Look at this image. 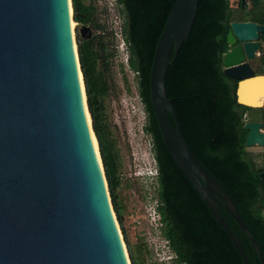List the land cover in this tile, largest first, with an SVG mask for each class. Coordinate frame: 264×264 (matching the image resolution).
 Instances as JSON below:
<instances>
[{
	"label": "water",
	"instance_id": "obj_1",
	"mask_svg": "<svg viewBox=\"0 0 264 264\" xmlns=\"http://www.w3.org/2000/svg\"><path fill=\"white\" fill-rule=\"evenodd\" d=\"M199 2L176 0L170 11L151 70L153 109L170 154L244 263L251 261L220 204L264 264L233 197L189 145L166 91L172 53L191 33ZM73 20L72 0H0V264H131L89 123ZM89 29L82 25L84 38ZM262 32V23L233 21L223 60L238 81V102L255 108L264 107V73L252 65ZM263 125L246 123L248 147H264Z\"/></svg>",
	"mask_w": 264,
	"mask_h": 264
},
{
	"label": "trees",
	"instance_id": "obj_2",
	"mask_svg": "<svg viewBox=\"0 0 264 264\" xmlns=\"http://www.w3.org/2000/svg\"><path fill=\"white\" fill-rule=\"evenodd\" d=\"M176 0H117L125 14L124 36L130 67L137 73L138 89L149 112L150 130L156 140L158 166V212L162 235L180 264H245L231 236L215 219L192 182L170 154L151 100L150 77L160 35ZM242 0L234 9L230 0H200L191 33L166 77V91L180 118L184 134L201 163L227 188L255 236L264 257V153L259 164L248 150V121L264 123V107L238 102V81L224 72V55L230 49L227 37L233 21L264 24V0ZM77 28V43L87 99L93 118L113 204L123 224L114 189L118 184L117 162L101 126L99 97L106 93L101 72H97L101 35L84 38L81 24L92 22L96 30L105 28L95 17L94 7L84 0H72ZM264 41V32L260 34ZM256 74L264 72V46ZM103 58V57H102ZM169 117L174 123L172 115ZM264 129V125H263ZM232 229L240 237L251 264H262L248 235L237 225L223 204L218 205ZM124 233L125 229L123 228ZM132 264H137L125 234Z\"/></svg>",
	"mask_w": 264,
	"mask_h": 264
},
{
	"label": "rangeland",
	"instance_id": "obj_3",
	"mask_svg": "<svg viewBox=\"0 0 264 264\" xmlns=\"http://www.w3.org/2000/svg\"><path fill=\"white\" fill-rule=\"evenodd\" d=\"M113 1L84 0L87 6L94 7L96 19L105 28L98 31L90 22L81 24L80 31L82 25L89 26L90 29L86 30L85 34H90L91 37L101 35L106 46L105 50L100 49V58L97 61V72H101L106 87V93L99 97V106L102 117L101 126L108 138L111 153L117 162L116 177L118 184L114 192L123 224L119 221L113 204L115 214L128 256L130 257V253L125 234L137 264H180L175 253L169 247L168 241L162 235L159 214L154 213V210L158 212L156 200H158L159 188L154 171L157 165H155V160L150 151V143L145 142L148 140L146 135L148 133L145 132L146 112L138 90V75L130 67L128 61L129 51L124 36L125 14L122 12L119 3L115 2L114 4ZM230 1L235 9L239 0ZM251 6L252 3L247 0L246 7ZM73 23L77 50V28L79 24L75 20ZM258 58L252 61L254 68L259 67ZM89 113L93 126L90 109ZM248 150L256 154L259 164L263 163L260 154L264 153V147L250 146ZM99 156L104 166L101 151ZM140 164L146 165L150 171V176H145L147 179L142 180L140 174H137ZM106 183L113 203L107 176ZM130 262L132 264L131 258Z\"/></svg>",
	"mask_w": 264,
	"mask_h": 264
},
{
	"label": "flooded vegetation",
	"instance_id": "obj_4",
	"mask_svg": "<svg viewBox=\"0 0 264 264\" xmlns=\"http://www.w3.org/2000/svg\"><path fill=\"white\" fill-rule=\"evenodd\" d=\"M142 102H143L144 109H145V112H146L145 132L148 133V134H146L147 137H148V140H145V142L150 143V146H151L150 151L152 152L153 158L155 160V165H157V168H158L159 162H158L157 155H156V140H155V137H154L153 133L150 130L147 129V127L149 125V112L146 109L145 102L144 101H142ZM148 170L149 169L146 167V165L143 166V164L142 165L140 164L139 165V169L137 170V174H140L142 180L147 179V177H145V176H150L149 175L150 171H148Z\"/></svg>",
	"mask_w": 264,
	"mask_h": 264
},
{
	"label": "bare ground",
	"instance_id": "obj_5",
	"mask_svg": "<svg viewBox=\"0 0 264 264\" xmlns=\"http://www.w3.org/2000/svg\"><path fill=\"white\" fill-rule=\"evenodd\" d=\"M74 25V23L72 22V26ZM81 79H82V82H83V77H81ZM83 86H84V84H83ZM84 88H85V86H84ZM262 100H264V97L262 98ZM88 117H89V123H90V125H91V120H90V113L88 112ZM93 133V139H94V143H95V146H96V149H97V151L99 152V143H98V140H97V136L94 134V132H92Z\"/></svg>",
	"mask_w": 264,
	"mask_h": 264
},
{
	"label": "clouds",
	"instance_id": "obj_6",
	"mask_svg": "<svg viewBox=\"0 0 264 264\" xmlns=\"http://www.w3.org/2000/svg\"><path fill=\"white\" fill-rule=\"evenodd\" d=\"M125 44L127 45V43H126V41H125ZM128 50V49H127ZM149 175H150V172H149ZM157 176V178H158V175H156ZM156 205L158 206V200H156ZM154 213L155 214H159V216H160V213L159 212H157L156 210H154ZM161 217V216H160Z\"/></svg>",
	"mask_w": 264,
	"mask_h": 264
},
{
	"label": "built area",
	"instance_id": "obj_7",
	"mask_svg": "<svg viewBox=\"0 0 264 264\" xmlns=\"http://www.w3.org/2000/svg\"><path fill=\"white\" fill-rule=\"evenodd\" d=\"M113 2H114V4H115V2L117 3V0H114ZM113 2H112V3H113ZM145 117H146V116H145ZM154 167H155V165H154ZM154 171L156 172L155 174L158 175V168H157V167L154 168ZM152 173H153V172H152Z\"/></svg>",
	"mask_w": 264,
	"mask_h": 264
},
{
	"label": "crops",
	"instance_id": "obj_8",
	"mask_svg": "<svg viewBox=\"0 0 264 264\" xmlns=\"http://www.w3.org/2000/svg\"><path fill=\"white\" fill-rule=\"evenodd\" d=\"M264 46V41H262V47ZM253 65V64H252ZM253 67H255L254 65H253ZM255 69V68H254ZM261 147V146H260Z\"/></svg>",
	"mask_w": 264,
	"mask_h": 264
}]
</instances>
